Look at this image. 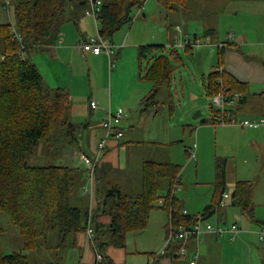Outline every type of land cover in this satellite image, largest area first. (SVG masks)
<instances>
[{"label":"trees","instance_id":"obj_1","mask_svg":"<svg viewBox=\"0 0 264 264\" xmlns=\"http://www.w3.org/2000/svg\"><path fill=\"white\" fill-rule=\"evenodd\" d=\"M145 1L101 2L97 15L100 38L111 39L124 24L132 21L135 10L141 8ZM156 1L168 11L185 9L188 3V0ZM13 3L16 26L0 24V212L6 213L10 222L18 228L23 250L32 251L41 247L40 241H47L51 234L58 235V248H75L77 235L84 233L89 217L95 211V216H91L93 240L103 256L101 264H113L105 255V249L109 245L124 248L126 235L143 231L150 212L163 199L167 210L169 207L175 210L171 213L168 210L170 219L166 232L169 222L177 227L193 225L197 214L182 216L181 209L175 205L173 190L180 181L178 165L145 162L140 194L124 195L115 188L106 189L103 194L100 193L102 199H97L96 208L90 215L89 206L70 205L75 182L83 178L78 169L53 162L43 165L35 163L39 157H57L51 151L77 143V137L76 128L69 121L68 91L48 87L31 61L30 54L36 48L53 45L61 25L75 10L85 9L89 0H13ZM164 49L162 45H147L138 49L140 66L143 60L151 61L142 74V78L153 87L150 95L144 99L146 102L154 101L159 89L169 85L173 78L174 68ZM222 59L223 51H218L216 70L207 76L205 91L208 97L216 95L221 86L229 92H245L243 83L217 70L222 66ZM203 123L208 121L204 120ZM219 168L214 203L201 213L204 219L212 215L223 200L225 175ZM98 171L97 167L96 195ZM160 180L166 182V191L161 196ZM253 186L251 181H238L231 194L232 206L249 218H252L254 211L251 202ZM98 213L108 217L109 222L99 223ZM178 251L179 245H174L160 255H150L157 263L161 258H177ZM0 264L30 263L22 252H16L0 254Z\"/></svg>","mask_w":264,"mask_h":264},{"label":"crops","instance_id":"obj_2","mask_svg":"<svg viewBox=\"0 0 264 264\" xmlns=\"http://www.w3.org/2000/svg\"><path fill=\"white\" fill-rule=\"evenodd\" d=\"M228 1L230 2V0H188L187 8L179 11H170L173 13L170 18L172 17V26L176 27L175 33L170 32L166 25L164 26L158 22L159 18L163 16L160 14V8L153 4L151 0H146L141 8L135 10L132 21L124 24L126 26H122L109 40L115 50L111 57L105 54L95 55L92 52H84L81 49L84 42L98 35V22L91 15H86L87 6L82 11L75 10V13L70 14V18L61 25L58 38L53 45L36 48L31 52V61L37 67L45 84L52 89H65L69 93V121L76 128L79 146L77 143L68 146L71 151H67L65 155L63 153V163L66 164L63 166L78 169L83 174L82 181L84 182L87 176V166L81 160L80 154L90 157L98 155L99 157L96 200L98 198L102 199L100 198L102 181L108 189L115 188L124 195H138L140 193H124L120 188H131L129 186H134L135 181L138 180L139 182V177L143 178L145 162L173 164L166 146L167 143L165 141H157L155 137V128H159V104L156 101L151 103L144 101L152 92L153 87L148 80L142 78L145 70H142L139 65V47L162 45L165 48V52L166 47L170 43H177V46H183L185 41L190 40L189 26L192 25L193 21L197 24V30L202 29L205 35L206 33L211 35L212 40L215 42L214 44H217L218 37H220L219 17L225 12V10H218V8ZM182 11L185 12V15L181 14ZM250 12L255 17L264 18V6L261 7L259 3L252 5ZM155 29L158 32H155ZM228 30L231 31V35L230 33L227 34L228 37H231L232 42L228 41L230 44L226 45L221 42L224 46L218 47V51H223V59L221 68L217 70L244 84L245 92H241V98L235 101L234 113L242 119L264 118V37L257 26L246 27L245 24L242 28L234 29L233 31L230 26ZM180 34L183 36L181 37ZM156 35L164 36L167 42L165 40L157 41L161 39ZM198 36L194 34L193 41L197 42L199 40ZM177 39L179 42H176ZM185 48L191 49V47ZM171 57L173 58V55ZM147 60L149 61V59ZM149 63L151 64V61ZM215 70L216 67H214L213 71ZM207 76L203 77V80L207 79ZM206 79L204 84L207 83ZM173 82L174 77L170 84L165 86L170 87ZM91 101L95 102V108L90 107ZM108 111L113 114H122V118L118 123V128L122 131V137L119 139L113 136L108 138L105 136L103 122ZM211 122H213L214 127L217 126L216 114L212 117ZM209 127L213 128L217 133V129L212 126ZM235 128L237 129L238 127ZM252 131L253 135L261 133V136L264 137V126ZM259 131L261 132L258 134ZM240 133L244 134V131H240ZM196 135L197 145L194 144L195 153L190 152L192 154L190 158L193 159L196 157V149L199 150V146L203 145L205 140L203 135L200 136L199 129ZM103 140H105V149L100 152L99 144ZM250 143L256 144V139H252ZM224 164L225 190L223 196L230 197L236 182L240 180H237V176L233 174L234 171H231L230 168L227 171V158H224ZM108 183H112V185ZM94 184L89 182L93 190H95ZM90 187L88 186V188ZM84 188L87 187L85 186ZM176 189L173 190V195ZM82 190L75 192L72 199L75 203L83 202V207L85 208L89 206L90 197H84L80 201L81 197H83V192L85 193ZM137 190H139V185ZM189 200L186 198L180 201L175 197V205L182 210H187L189 214L193 213V211L198 212L201 210L195 209L196 206L191 203L190 205ZM221 204L222 206L208 216L206 221L211 225L237 223V221L230 223L227 221V209L232 211V213L234 212V216L240 213L239 209L232 206L229 201L226 202V200H222ZM158 207L166 211L169 220L170 215L167 208L164 205L163 207ZM239 215L250 219L246 215ZM92 216H95V211H93ZM97 220L102 224L109 222L108 217L100 213L97 214ZM162 224L164 234L167 236V232L165 233L166 223L162 222L161 226ZM238 226L240 232L234 240L229 238L231 237L230 234H226L229 237L220 238L214 233H206L203 235L201 243L197 244L194 240L190 241L188 248L193 253L197 252V264H208L211 258L221 257L226 248L233 249L235 253L239 252L240 244L237 245L239 243L238 240L249 239V234L246 229L241 228L239 224ZM82 234L84 235V233ZM256 234L258 235V233ZM200 245H203L202 250ZM76 247L78 248L77 238ZM83 248L91 256L88 259H86L87 256L81 258L78 264H92L94 253L89 244H87L86 239ZM110 254V260L113 263V259H118L119 254L115 251H111ZM148 258L146 264H174L171 259H176V257H165L156 263L151 256ZM260 260L259 264H262L264 259ZM243 263L253 264L250 258L241 259L239 264Z\"/></svg>","mask_w":264,"mask_h":264},{"label":"rangeland","instance_id":"obj_3","mask_svg":"<svg viewBox=\"0 0 264 264\" xmlns=\"http://www.w3.org/2000/svg\"><path fill=\"white\" fill-rule=\"evenodd\" d=\"M5 1L0 0V24H11L14 27L16 23L13 13V0H9L7 6ZM151 2L160 8V14L163 15L157 21L164 26L166 25L170 32L176 33V27L172 26L171 23L172 17L170 18L173 13L161 7L156 0H151ZM257 3L261 7L264 6L263 0H230V2L228 1L222 7L218 8V10H225V12L222 11L223 13L219 17L220 37H218L217 44H214L215 42L212 40L211 35H208L206 32L205 35L202 29L197 30V24L193 21L192 25L189 26L190 40L185 41L183 46H177V43H170L166 47L164 54L169 57L168 59L174 68V82L171 83L170 87L162 86L158 92L159 94L154 98V101L159 104V128H155V137L157 141H165L167 143L166 146L169 155H171L172 163L178 165L180 169L179 186L174 196L180 201L188 198V200L190 199L189 204L191 203L196 206L195 209H201L198 212L193 211L191 215L201 214L205 207L214 203L213 197L215 189L217 188L215 187L216 175L217 169L220 166L222 168L220 167L219 171L222 169L225 175V170L223 169L225 167L224 158L228 159L227 171L230 168L231 171H234L233 174L237 176V180L251 181L254 185V195L252 193L251 197L254 208L252 218L247 219L245 216H240V213L234 216V212L232 213L229 209H227L226 217L229 223L237 221L241 228L246 229L249 234V239L238 240L239 243L237 245L240 244L239 252L235 253L233 249L226 248L221 257L211 258L208 264H239L241 259L249 258L253 264H259L260 259H264V241L260 242L256 234L264 224V137L261 136V131L258 132V134L260 133L259 135H253L252 130L254 129H242L239 127L236 129L235 127L237 126H224L219 124L214 127L211 120L214 114H217L218 108L214 106L211 100L212 97L207 96L204 88V85H207V83L204 84L206 78L203 80V77L213 72L214 67H216L218 47L224 46L223 43L225 45L230 44L228 41L232 42L231 37H228L227 34L231 32L228 30V27L231 26L233 31L234 29L238 30L242 28L245 24L246 27L257 26L264 37V18L255 17L250 12L251 6ZM181 14L185 15V12L182 11ZM155 32H158V30L155 29ZM194 34L199 35L197 42L193 41ZM156 36L161 39L157 40L159 42L165 40L162 35L161 37L160 35ZM180 36L182 37L183 35L180 34ZM176 42H179V40L177 39ZM189 43L192 46L188 45ZM185 47H191V49H186ZM170 54L173 55V58ZM149 61L143 60L141 62L142 70H145L149 66ZM197 113L199 115L197 118H194V115ZM204 120L208 121V123L203 124ZM209 126L217 129V133ZM198 129L200 130V136L203 135L205 140L203 145L199 146L200 149H196V157L193 159L190 158L192 156L190 152L195 153L194 144L197 145L196 134ZM240 131H244V134H241ZM252 139H256L257 143L251 144L250 141ZM78 142L77 140L79 146ZM68 146L71 145L66 144L62 149L52 150L51 153L56 154L57 157L53 155L47 159L45 157H39V159L35 160V163L43 165L48 162H53L57 165H66L63 163V157L67 151H71ZM159 183L161 185L159 190L161 196L166 191V182L160 180ZM108 184L112 185V183ZM134 184V186H129L131 188L124 187L120 189L124 193H141V177H139V182L137 180ZM101 185L100 193L103 194L108 188H106L107 186L105 187L103 181ZM138 185L139 190H137ZM85 186L87 188H84ZM88 186L90 187L87 176L84 182L82 180L75 182V188L72 191L70 199L71 206L83 208V202L75 203L72 197L75 192L77 193L82 189V191L89 190V192H83V197H81L80 201L84 197H91V189ZM95 191L96 189L93 191V196H96ZM98 200L100 199L98 198ZM224 200L226 202L229 201L231 204V195L230 197L223 196ZM156 206L158 207L157 204ZM167 215L165 210L159 207L154 208L150 212L148 224L143 231L128 233L124 248L116 249L109 245L105 249V255L111 258V251L119 254L118 259H113V264H146L149 259L148 257L151 256L150 254L160 255L166 239L163 224L161 226V223L164 222L167 226ZM227 235L224 238L229 237ZM77 242L78 248H58L59 237L57 234H51L47 241H40L41 247L32 251H24L23 240L18 228L10 222L6 213L0 212V254L22 252L27 256L30 264H78L81 258L87 256L86 259H88L91 255L83 248L85 238L82 233L77 235ZM200 248L202 250L203 245H200ZM192 254L193 252L188 248L186 256L178 254L176 259L172 258L171 260H173L174 264H189Z\"/></svg>","mask_w":264,"mask_h":264},{"label":"built area","instance_id":"obj_4","mask_svg":"<svg viewBox=\"0 0 264 264\" xmlns=\"http://www.w3.org/2000/svg\"><path fill=\"white\" fill-rule=\"evenodd\" d=\"M6 5L8 4V0L5 1ZM101 1L99 0H89L88 8L85 10L86 15H91L95 20H97V15L99 13ZM14 37L21 41L20 37L17 34H14ZM192 46L190 43L188 44ZM82 51L84 52H92L95 55L105 54L108 57H111L114 54V46L110 43L108 39L100 38L99 35L96 37L89 38L86 42H84L81 46ZM241 98L240 93L237 92H229L221 86V91L218 92L216 95L212 96L211 100L218 108L216 112V124L219 125H228V126H237L242 129H257L261 126H264V118L260 119H240L234 113V105L235 101ZM90 107L95 108V102H90ZM122 118V114L116 113L113 114L110 111L107 112L106 119L103 122V127L105 131V136L114 137L119 139L122 137V131L118 128V123ZM105 149V140H103L99 144V151ZM81 160L87 166V179L91 184L95 182V171L98 167V160L99 157L94 156L90 157L85 154H80ZM177 188V187H176ZM91 197H90V205L89 211L91 215V211L95 209L97 205V200L95 199V195L93 196V188H91ZM88 191L85 190V193ZM158 206L164 205L163 200H159L157 202ZM165 206V205H164ZM169 212H175L174 209L168 208ZM180 214L182 216L188 215L187 210H180ZM170 215V214H169ZM170 219V218H169ZM240 232V228H238L236 223H232L230 225H216V224H209L206 219H204L202 214L196 215V222L188 227L184 226H174L171 222L168 224V232L165 239V244L162 249L169 248L170 246L179 245L178 254L181 256L187 255L188 243L194 240L197 244L200 243L203 239V235L206 233H214L218 237L222 238L226 234H230L231 240L235 239V236ZM84 236L86 239L87 244L91 247L94 253V261L93 264H101L103 261V256L97 249V245L94 243V227L92 226V219L91 216L89 217L87 226L84 231ZM258 238L260 241L264 240V226L260 227L258 232ZM198 254L194 252L191 256L189 264H197Z\"/></svg>","mask_w":264,"mask_h":264},{"label":"water","instance_id":"obj_5","mask_svg":"<svg viewBox=\"0 0 264 264\" xmlns=\"http://www.w3.org/2000/svg\"><path fill=\"white\" fill-rule=\"evenodd\" d=\"M198 115H199V113L195 114V115H194V118H197Z\"/></svg>","mask_w":264,"mask_h":264}]
</instances>
